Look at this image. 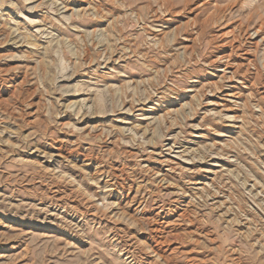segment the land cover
Wrapping results in <instances>:
<instances>
[{
  "label": "rangeland",
  "instance_id": "obj_1",
  "mask_svg": "<svg viewBox=\"0 0 264 264\" xmlns=\"http://www.w3.org/2000/svg\"><path fill=\"white\" fill-rule=\"evenodd\" d=\"M0 264H264V0H0Z\"/></svg>",
  "mask_w": 264,
  "mask_h": 264
},
{
  "label": "bare ground",
  "instance_id": "obj_2",
  "mask_svg": "<svg viewBox=\"0 0 264 264\" xmlns=\"http://www.w3.org/2000/svg\"><path fill=\"white\" fill-rule=\"evenodd\" d=\"M258 30V29H257ZM263 31V30H262ZM256 32V31H255ZM221 35V34H220ZM226 35V34H225ZM218 36V35H217ZM224 37V36H223ZM231 38V37H230ZM223 39V38H222ZM229 40H231V39H229ZM225 41V40H224ZM229 44V43H228Z\"/></svg>",
  "mask_w": 264,
  "mask_h": 264
}]
</instances>
